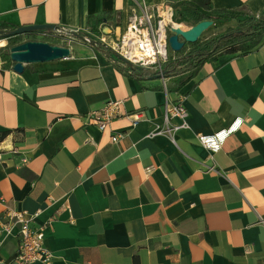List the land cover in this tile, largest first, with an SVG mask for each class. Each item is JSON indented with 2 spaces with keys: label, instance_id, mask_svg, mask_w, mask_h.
<instances>
[{
  "label": "crops",
  "instance_id": "obj_1",
  "mask_svg": "<svg viewBox=\"0 0 264 264\" xmlns=\"http://www.w3.org/2000/svg\"><path fill=\"white\" fill-rule=\"evenodd\" d=\"M188 1L0 0V24L93 39L107 26L108 38L133 4ZM211 3L264 14V0ZM89 47L22 72L0 63V216L36 213L30 225L42 227L51 264H264V33L245 54L205 60L178 88L174 75ZM179 95L188 127L174 142L147 137L165 99ZM108 100L121 101V115L100 130L89 115ZM135 112L142 119L132 126ZM237 118L219 150L198 142ZM1 239L0 264H15L17 237Z\"/></svg>",
  "mask_w": 264,
  "mask_h": 264
},
{
  "label": "built area",
  "instance_id": "obj_2",
  "mask_svg": "<svg viewBox=\"0 0 264 264\" xmlns=\"http://www.w3.org/2000/svg\"><path fill=\"white\" fill-rule=\"evenodd\" d=\"M169 24H174L172 4L162 2L156 5H148L142 2L138 5H131L121 31L119 33L115 30L112 32L116 37L108 36L107 40H104L105 35L101 33L97 46H95L96 42L93 38L86 37L85 39L91 46L109 50L120 64L129 68L150 69L164 77L163 68L169 61ZM76 32L78 31L67 30L58 26L47 31L54 38L68 34L77 35ZM81 38L83 39V37ZM184 98V95H179L175 100L165 99L162 122L152 128L147 133V137L164 135L174 142L176 132L188 127V112L183 104ZM120 106L121 101L108 100L100 109L92 111L89 118L100 130H105L113 119L121 115ZM127 117L130 118L131 124L134 126L142 119V113L135 112ZM240 123L241 119L237 118L227 128L213 134H197L196 138L203 147L215 152L221 148L225 138L240 126ZM121 136L120 133L113 134L111 140L116 142ZM22 161L26 162L27 158L23 157ZM152 169V166L146 167L145 173L151 172ZM35 214H31L25 209L8 208L0 216V246L2 237L15 235L18 239L14 257L15 264H51L52 255L43 244L42 227L34 228L30 225Z\"/></svg>",
  "mask_w": 264,
  "mask_h": 264
},
{
  "label": "trees",
  "instance_id": "obj_3",
  "mask_svg": "<svg viewBox=\"0 0 264 264\" xmlns=\"http://www.w3.org/2000/svg\"><path fill=\"white\" fill-rule=\"evenodd\" d=\"M173 8L174 21L184 22L190 26L205 19L239 20L243 13V11L239 10L216 9L212 6L211 0H190L188 2H178L173 6ZM245 16L246 22L249 24L246 28L241 26L226 34L215 35L209 40L207 45H204L205 49L202 51L193 50L189 52L188 57H192L190 59L191 61H189V66L184 70L185 72L182 73L181 71V73H176L180 77L175 81V88L180 87L184 82L193 77L197 72L198 66L205 60L216 59L217 55L233 56L245 54L259 44L264 33V14L257 16L245 14ZM15 28L16 27L13 25L5 23L0 24V29L11 30ZM38 32H40L39 34L42 36L41 41H46L55 45L54 42H51V39H54V37L50 36L47 31L40 30L26 33L28 35H33ZM201 35L192 44L197 45L200 42ZM19 37L20 34L8 37V44L0 47V62L2 63V66L10 67L12 65V61L10 59V47L16 44V40H18ZM31 40H36V38H32ZM184 73H186V75L182 77ZM6 134L7 131H0V140H2Z\"/></svg>",
  "mask_w": 264,
  "mask_h": 264
},
{
  "label": "water",
  "instance_id": "obj_4",
  "mask_svg": "<svg viewBox=\"0 0 264 264\" xmlns=\"http://www.w3.org/2000/svg\"><path fill=\"white\" fill-rule=\"evenodd\" d=\"M212 24V20L205 19L197 22L187 29H181L175 24H169L170 35L168 37L169 48L177 52L185 42H195L201 33ZM56 26L38 27L42 29L52 30ZM37 30V27L24 26L17 27L11 30L0 29V35L6 38L23 34L26 32ZM102 33L107 35L109 28L104 26ZM181 38L182 40H180ZM70 55V50L64 46L50 44L46 41L28 40L10 47V59L12 61V69L16 72H22L24 65L35 62L52 61L60 58H67Z\"/></svg>",
  "mask_w": 264,
  "mask_h": 264
},
{
  "label": "rangeland",
  "instance_id": "obj_5",
  "mask_svg": "<svg viewBox=\"0 0 264 264\" xmlns=\"http://www.w3.org/2000/svg\"><path fill=\"white\" fill-rule=\"evenodd\" d=\"M181 24L184 30L190 27V25L184 22H181ZM248 25L249 24L246 22V16L244 12L242 13L239 20L238 19L237 20L236 19L235 20H231V19L212 20V24L206 30L203 31L200 37V42L197 45L185 42L183 44V47L177 52H174L169 48V61L164 65V68H163L165 75L166 76L174 75V79L176 81V79L180 77L176 73L178 72L181 73V71L182 73L185 72L184 70L189 66L188 65L189 61H191L190 59L192 58V57H188L189 52L193 50L202 51L203 49H205L204 45H207L209 40L213 38L215 35L226 34L230 31L236 30L237 28L241 26L246 28ZM39 33L40 32H38L37 34H33V35H28L27 33L20 34V37L18 40H16L15 45L22 43L24 41L31 40L32 38H36V40L41 41L42 36ZM76 34L77 35L68 34L62 37L54 38V39H51V42L52 43L54 42L55 45L64 46V47L69 48L71 52L70 55L72 54L77 55L78 53H83L90 48L89 46L91 45L86 42L85 38L92 37V36L87 31H81V32L79 31V32H76ZM81 37H83V39ZM0 39L5 40L4 45H7L9 42V40L6 37L1 36V35H0ZM179 39L182 40L181 38ZM94 40L96 42L95 46H97L100 40L97 38ZM95 46H92V47L95 48ZM185 75L186 73H184L182 77Z\"/></svg>",
  "mask_w": 264,
  "mask_h": 264
},
{
  "label": "bare ground",
  "instance_id": "obj_6",
  "mask_svg": "<svg viewBox=\"0 0 264 264\" xmlns=\"http://www.w3.org/2000/svg\"><path fill=\"white\" fill-rule=\"evenodd\" d=\"M174 24L177 25L178 27H180L181 29H184V28L182 27L181 22H175V21H174ZM103 39H104V40H107V37L104 36ZM4 44H5V40H4V39H0V47L3 46Z\"/></svg>",
  "mask_w": 264,
  "mask_h": 264
}]
</instances>
